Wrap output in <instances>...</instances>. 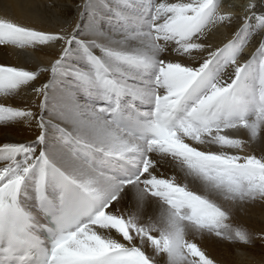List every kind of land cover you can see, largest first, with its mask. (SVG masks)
<instances>
[{"label":"snow or ice","instance_id":"obj_1","mask_svg":"<svg viewBox=\"0 0 264 264\" xmlns=\"http://www.w3.org/2000/svg\"><path fill=\"white\" fill-rule=\"evenodd\" d=\"M56 8L35 15L59 29L0 13V49L24 58L0 60V264H218L206 241L251 244L237 216L264 209V0Z\"/></svg>","mask_w":264,"mask_h":264},{"label":"bare ground","instance_id":"obj_2","mask_svg":"<svg viewBox=\"0 0 264 264\" xmlns=\"http://www.w3.org/2000/svg\"><path fill=\"white\" fill-rule=\"evenodd\" d=\"M232 3L233 0H228ZM53 0H0V13H7L16 20L26 24H34L40 28L59 29L62 25L58 24L55 19H50L41 23L35 13L38 10H43L46 5H49ZM58 8L52 11H59L62 15L71 19L75 16L76 5L82 3V0H55ZM244 0L241 1L243 3ZM223 3V2H222ZM221 3V4H222ZM237 3V1H233ZM245 3V2H244ZM224 4V3H223ZM222 4V5H223ZM8 6V7H5ZM234 6V5H232ZM225 9H224V8ZM233 8V7H232ZM223 11L241 12L243 6L240 8L235 6L234 9L221 6ZM235 30V25L231 29L220 28L214 34V43L224 42L231 38L232 32ZM257 47L255 40L248 43L243 49L241 60L248 58ZM10 55H5V50L0 49V60L8 59L14 63L23 64V56H18L16 49H8ZM27 51H31L30 49ZM38 59L45 65L53 58L47 51H40L35 53ZM47 74L41 79H45ZM34 130H29L24 126H18L7 130V134L16 138H32ZM5 135L3 130H0V138ZM237 222L245 225L248 230L253 234L251 244H228L227 242L221 243L214 240L206 241L205 247L218 264H264V241L258 238V234L264 229V209L259 205L250 208L248 212H242L237 216Z\"/></svg>","mask_w":264,"mask_h":264},{"label":"rangeland","instance_id":"obj_3","mask_svg":"<svg viewBox=\"0 0 264 264\" xmlns=\"http://www.w3.org/2000/svg\"><path fill=\"white\" fill-rule=\"evenodd\" d=\"M233 1H234V2L237 1V3L235 4V3H233ZM233 1H232V3H231V2L228 1V0H221V3L223 2L224 4H223V3H222V4H223L225 7L227 6V7H229L230 9H234L235 6H238V7H240V8H241L242 6L244 7V6L249 2V0H244L245 3H244V2L241 3L242 0H233ZM222 4H221V6H223ZM232 5H234V6H232ZM232 7H233V8H232ZM223 8H224V7H223ZM224 9H225V8H224Z\"/></svg>","mask_w":264,"mask_h":264}]
</instances>
